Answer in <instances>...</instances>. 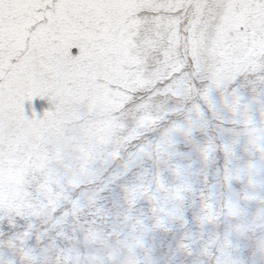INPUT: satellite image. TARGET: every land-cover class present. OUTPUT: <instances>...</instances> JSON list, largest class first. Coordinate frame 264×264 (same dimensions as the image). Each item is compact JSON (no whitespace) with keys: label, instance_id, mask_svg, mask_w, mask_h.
Returning <instances> with one entry per match:
<instances>
[{"label":"snow or ice","instance_id":"6c2138e0","mask_svg":"<svg viewBox=\"0 0 264 264\" xmlns=\"http://www.w3.org/2000/svg\"><path fill=\"white\" fill-rule=\"evenodd\" d=\"M0 264H264V0H0Z\"/></svg>","mask_w":264,"mask_h":264}]
</instances>
